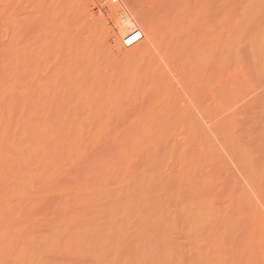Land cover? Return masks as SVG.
Here are the masks:
<instances>
[{
	"label": "bare ground",
	"instance_id": "bare-ground-1",
	"mask_svg": "<svg viewBox=\"0 0 264 264\" xmlns=\"http://www.w3.org/2000/svg\"><path fill=\"white\" fill-rule=\"evenodd\" d=\"M10 1L0 0V264H182L180 262L184 259L180 260L184 258L185 254L184 263L186 261L188 264H264V17L261 20L258 15L262 11L254 12L255 16L252 13L251 17L253 16L254 18L249 17V20H246L245 17L248 13L243 9L245 17H238L237 19H242V23L243 20L244 22L249 21L251 25L248 24L249 27H247L249 29L246 27L244 32L239 31L240 28L237 30L239 26L236 27V32L239 34L242 32V35L245 33L243 38V40L245 39V46L244 41H241L242 37H240L239 46L242 44L243 48L239 49L237 44L239 39L237 37L238 41L236 39L235 48L238 49L234 51V47L228 48L232 45H228V40L225 38L227 37L229 41L232 39L225 32L223 34L227 36L221 34L222 37H220L225 40L220 39L222 43L220 41L217 46L214 44L215 40L213 41L215 38L210 39L211 28L218 23L213 19H216L217 16L213 17V7H210V3L212 2L213 5L214 2L211 0H123L129 4L130 9H133H131L133 16L130 18L126 15L124 18L117 17V19L114 17L115 20L113 22L116 30H112L110 51L111 53H117L119 50H116V46H118L117 44L121 38L124 39L134 30L140 29L142 41L129 49L121 48L123 50L118 55H132L136 61L141 60L142 62L140 63L142 64L138 66L140 63H136L133 60L132 62L136 63L135 65L139 68L135 69L133 67L134 69L129 72L127 68H124L128 67L129 64L123 67L124 61L121 60L123 61L121 66L124 68V72L120 66L118 67L119 69L117 68L119 71L115 70L119 74L123 72L127 75H122V83L126 79H131V77L137 82L134 85L131 83L130 86L132 87L133 85L137 89H141V92H139L141 96L138 92L137 94L139 98H142V105L143 98H145L144 100H151L150 97H152L155 103H146L147 105L144 103V107L140 109L139 113L132 111V114L135 112L138 115L136 114V118L131 122H129V118H126L129 116L127 115L128 113L124 114L119 111L115 116L116 118L119 117V120L117 118L119 121L117 125L116 122L118 121L114 118V122L113 115V117L111 116L113 122L111 118H107L109 117L108 115L107 117H105V114L94 115L93 113H96L94 109H97V113L102 111L99 112V108L93 109L94 112L92 114L94 116L89 115L91 110H87L89 107L87 104H92L93 102L90 105L91 109L96 107L94 101L91 100L92 102H89L90 97L92 96L95 99L96 96H93V94L96 95L97 93L96 87H93V82L92 84L91 82L89 83L91 84L90 89L85 83L86 86L84 87L86 88L84 90H87V92L85 91L84 94L90 93L89 95H91L88 98L89 100L84 99L85 104L83 100L82 102L80 101L83 97L80 100H78L79 98H74L75 92H72L73 88H71L72 91L64 90L67 94L68 92L73 94L67 95L63 93L65 97L66 95L68 96V98H64V100L67 99L64 104H60L62 101L57 102L59 101L58 97L63 98L62 94L60 93L61 95H59L55 91L53 92L58 95H51V98L52 96L57 97H53V103L57 102L60 105L56 104L57 107L53 104V108L56 106L57 110H54L56 107L52 109V106H50L52 104L49 99L50 95L42 92L43 89L47 90L49 88L50 90V84L45 89V84L41 82V79L45 78L43 75L45 71L41 72L45 62H41L38 59L27 60L30 57L25 54L28 58L22 57L23 52L21 53L19 49L21 45H18L20 47L16 45L20 39L17 41L15 37L20 35L17 36L14 33H20L23 30L21 32V40H24L26 33L23 27L21 31L18 28L16 30V27L23 24V22L21 21L18 24L12 14H15L16 10L19 11L16 12L17 15L18 13L20 15V12H26V9L23 10L24 7L22 5L21 11L18 5L20 4L19 0H17V9L19 10L11 9L13 11L11 13L10 8L8 10L9 3L15 2L14 0ZM228 1L225 4L231 3L230 0ZM239 1L242 3V0ZM232 2L235 3L234 0ZM247 2H250V0H247ZM255 2L257 3L258 0L253 1V3ZM263 2L259 0L257 3L262 9H264ZM37 3L38 0H34L35 8ZM244 3L242 5L248 6ZM252 5L250 3V6L247 7V9L250 8L248 12L251 10L253 12L255 6L251 8ZM12 8H16V5ZM255 9L259 10L258 6ZM25 12L24 14L26 15L28 12ZM229 14L227 13L226 19ZM263 14L264 12L261 13V15ZM234 16L232 17L234 18ZM221 17L219 19H222ZM212 19L217 23L214 22L212 25ZM240 19L239 21L235 20L237 22L235 24H239ZM232 20L229 18L226 23ZM222 24H220V31H222ZM234 26L231 25V28ZM242 29L244 28L242 27ZM84 30V28L76 30L64 29L61 35L63 41L68 43L71 55L80 53V57L83 59L85 58L83 56L86 52L85 49L90 42L88 40L91 38L86 39L85 43H81L78 49H76V46L79 43V34ZM225 30H227V33L228 29ZM233 31L234 28L231 35L235 32ZM239 34L236 35L239 36ZM8 35L11 36V39L8 38ZM214 35L216 36V34ZM215 36L212 35V37ZM7 39L12 40L11 43L13 44L10 43V40L7 42ZM217 39L216 37V43L218 42ZM14 40L18 43H15ZM234 40L231 43H234ZM119 46H121L120 43ZM216 49L217 51H215ZM76 50L79 52H76ZM229 50H231L230 53ZM93 51L91 54L95 53L97 59L101 58H99L98 62L106 60L108 57L106 53L101 55L104 51H99L100 53L95 49ZM226 53L228 55L232 53L229 56L234 55L236 57L237 60L234 56L233 59L230 58L233 61L232 63L235 61V64L231 63L234 67L238 63L237 70L230 66L231 70H236V74L233 73L231 75L232 77L236 75L235 78H242L243 84L237 78H234V80L229 78L232 79L230 81H233L231 85L229 80L224 81V77L228 79V73H231L229 69L227 73H225L226 71L224 72L228 67L224 64L226 63V57H229ZM113 54L110 57L114 58ZM215 54L218 55L217 59L220 58L219 62H217L218 64L221 62L219 66L222 65L223 70L219 72L218 69V73L223 72L227 75L222 77L221 74L222 80L217 78L218 74L215 75L217 72L215 73L213 68L218 66H215V63H213L215 65L211 64L212 68L210 66L212 75L207 72L208 69L205 70L207 60L211 61V63L216 62V59L214 60L216 58ZM110 57L107 61L110 60ZM117 59L119 58L117 57ZM120 59L122 58L120 57ZM85 60L88 62L86 64L87 68L81 64L82 69L80 67L74 68L72 60H63L61 67L55 74L58 73L64 78L62 80V77L59 76L58 78L53 74L55 79L58 78V81H55L59 82V79H61V82H65L66 79L67 87L76 84V90H74L77 91L78 88L80 90L78 92L83 95L82 92L84 90H81L80 85H83L87 78L85 72L90 69V65L92 67L96 63V61ZM114 60H116V57ZM114 60L112 59L113 62ZM230 60L229 62H231ZM78 62L80 63V61ZM91 62L95 63L92 65ZM106 63L108 64V62L104 64ZM109 63H111V60ZM115 64L117 65L116 62ZM45 65L44 70L47 69ZM224 65L226 68L223 67ZM35 66L36 69H34ZM94 67L99 68V66ZM105 67L103 68L102 65L103 69ZM61 68L63 69L62 74L60 73ZM98 68L92 71L93 75H97L95 73L99 72L98 78L100 79L101 77V80H103L101 82L106 84V87L102 83L99 85L98 78L95 80L93 78L95 76H92L93 81L97 80L98 86L108 88L111 84L107 81L111 74L109 73L107 78L106 75L102 74L103 70H100L102 73L97 71ZM93 69L92 67L91 70ZM73 71H79V75L71 76ZM107 71H109L108 67ZM203 71H205L206 76ZM47 72L49 71L47 70ZM88 72L90 73L91 71ZM40 73L42 75H39ZM75 74L73 72V75ZM202 74L205 77L210 75L212 76H209L210 78L213 79L214 77V79L222 81L226 86L222 83L219 85L221 86L220 89L224 86L227 92L223 93L222 90L224 88L220 91L226 98H229L230 91L228 89L233 91L232 89H236L235 87L238 88L240 85H244L245 88V92H243L245 96L242 95V92L240 94L241 97L244 96L245 101L243 99L242 104L239 103V109L233 115L235 117L227 114L228 116L225 115L222 119L218 117L221 121L220 123L219 121L216 123L217 121L215 122L214 120L217 125L212 126L213 128L217 126L219 129L220 127L224 129V133L218 132L222 136L215 132L217 137L220 139L222 137V141L223 137H225L222 143L224 147L221 150L223 153L221 154L220 152H215L214 154V149L211 147L213 146L214 148L219 144L215 145L214 142L211 145L210 143L208 148L207 144H204L208 142V138L205 140L204 137L212 124L208 127V121L206 120L205 127L208 128L205 130L206 132H203L204 136H202V130H200V133L198 132L201 127H204L202 124L207 119L204 116L206 112L194 110L196 111L195 114L192 108L186 107L187 105L178 104L179 106H176L175 102L173 104L175 99L183 98L180 96L178 85L192 84L191 82L200 79ZM48 75L46 78L49 79ZM105 76L107 81L104 80ZM204 76L202 78L205 79ZM113 78L114 76L111 78L112 87L113 84L119 83V88L123 89V93L118 91V87L115 85L116 92L113 91L112 94L108 91V95L114 97V94L118 91L120 93L117 95H120L121 98L123 96L120 101H123V99L125 101L124 97H129V95L125 96L127 94L125 92L130 83L125 85L126 90H124L125 87H120L123 85H120L121 83L117 82L118 80L115 81L117 77L114 79L116 83L112 80ZM50 81H54V78L52 80L50 78ZM214 82L217 81L214 80ZM227 82L229 84L228 88ZM239 82H241L240 85ZM51 84L53 85V83ZM59 84L61 83L59 82ZM207 84L208 82L205 87H207ZM130 86L129 92L133 89ZM216 86L218 85H214V88ZM91 88L95 90L92 89L91 91ZM209 88L212 89L211 86ZM99 91L103 92V99L108 97L107 90L105 91L106 94H104V90L100 89ZM133 91H137L136 88ZM237 91L240 92L238 89ZM198 92L200 91L198 90ZM207 92H210V90H206V93H204L207 94ZM77 93L76 96L81 95ZM204 93L203 95L201 93L198 94L203 98L205 96ZM219 93L217 92V94ZM43 94H45V99L42 97ZM208 94H211V92ZM197 95L196 97L199 96ZM207 95L205 97L209 96ZM222 95L219 96L222 97ZM240 95L238 97L236 95L238 100L241 98ZM71 96L72 98H70ZM97 96L98 100H95V103L97 104L99 98L101 99L99 102L102 101L104 103L105 100H102L99 94ZM47 97H49L50 105L47 102L45 104L49 105V107L44 104ZM85 97L87 98V95ZM132 97L126 100L127 102L129 99L130 102L128 101V104L130 107H132L130 103H134L131 101L136 100L134 98L132 100ZM73 98L82 103L84 111H88L86 112L88 114L87 118L82 115L84 113L80 111L82 109L76 108H81L80 103H76L77 106L75 108L72 107L75 105ZM70 99H73V102L70 101L69 103L68 100ZM230 99L228 101H231ZM108 100H110V97H108ZM234 100H232L233 103L239 102L236 99ZM120 101H118L119 104H121ZM107 102V105L106 103L103 105L108 107L110 101ZM68 103L72 104V108H70V105H67L69 107H63ZM43 104L47 109L51 107L50 109L54 110L53 115L56 116L54 121L49 118L52 112L45 110ZM123 104L124 102L121 105ZM128 104L124 105L127 109ZM183 104L185 105L186 103ZM111 105L109 106L112 107ZM115 105L118 104H114V108ZM215 105L218 106L217 103ZM106 106L102 107H105L106 110ZM133 106L135 107V105ZM228 106L226 105V107ZM233 106L231 105L232 110L234 109ZM117 107L122 109V106L121 108ZM73 108L74 110L77 109L78 112L74 111L73 113ZM219 108H215L216 112ZM235 108L237 107L235 106ZM108 110L106 112L103 111L107 113ZM79 112L82 117H80ZM81 112L83 113L81 114ZM115 112H118L117 109ZM120 112L124 116L119 115ZM209 112L211 113L212 111L209 110ZM220 112L221 108L218 114H221ZM206 114L208 115V112ZM231 114L233 113L231 112ZM211 115L213 117L214 113ZM222 115L221 117H223ZM134 116L131 117L133 118ZM123 117L124 119L121 120ZM211 117L209 118L210 120ZM215 117L217 116L215 115ZM202 119L204 120L203 123ZM120 120H125V123H128H120ZM198 121L200 124H196ZM110 122H112V125ZM181 126H184V128H181ZM196 132L200 134L201 142L199 138L196 139ZM220 132H223V130ZM185 133L187 136H184ZM224 134L226 135L224 136ZM208 136L210 137V135ZM203 139L205 142H202L204 141ZM184 149L188 151H185L186 154L190 152L188 160L183 152ZM170 164L173 167L169 168ZM176 164L179 168L185 165L188 169H194L195 175L197 174L196 172L199 173L196 175V180H194L198 181L197 177L201 175L199 176L201 181L194 185L192 182L189 183L182 180V177L190 180V174H182L184 172L181 171V168V173H178V175L179 168L176 167L178 170H175ZM217 169L218 172L215 171ZM172 170L176 171L173 175L170 172L168 173V171ZM218 173L219 175H217ZM191 176L195 177L193 173ZM202 176L205 177L202 178ZM217 179H219V182H223L220 184ZM190 184L194 186L191 185L190 187ZM177 185L178 189L175 188ZM181 191L185 193L182 194ZM184 199L187 202H184ZM179 201L180 204L186 203L188 208L186 209L183 204L180 205ZM171 202H173V207L172 205L169 206ZM175 202L178 204L174 209ZM169 210H173V213L175 210V213L180 211L178 216L181 217L170 216ZM194 213H196V216ZM185 218L190 221L194 218L193 221L195 220V222H192V226L186 223L183 228L185 229L184 233L180 224L183 219L185 222L188 221ZM179 220L180 222H178ZM187 226L190 228L188 229ZM169 233L172 235L176 234V240H179L177 238L178 236L180 237V233L183 235L182 237L188 235V238L185 237L182 240V237H180L181 241H176L174 236L172 237L173 239L170 237L172 235H169ZM186 239L190 241L188 245H186L188 243ZM170 240L176 241L174 245L182 242L186 246H190L185 253V248H183L185 245L181 248L180 245L182 243H179L173 247V241ZM176 247L179 250L183 249L184 253H182L184 255L180 254Z\"/></svg>",
	"mask_w": 264,
	"mask_h": 264
},
{
	"label": "rangeland",
	"instance_id": "rangeland-1",
	"mask_svg": "<svg viewBox=\"0 0 264 264\" xmlns=\"http://www.w3.org/2000/svg\"><path fill=\"white\" fill-rule=\"evenodd\" d=\"M16 1L17 0H14V2L15 3H13L12 2V0L10 1V2H12V3H9L10 5H14V6H8V10H9V8H10V11H12L11 9H17V3H16ZM29 1H30V3H29ZM122 2H123V4L125 5V8H126V12H127V16L128 17H130V18H132V10L130 9V7H129V4H127V2H125V1H123V0H121ZM211 1H213L214 3H213V5H212V2L210 3L211 4V8H212V12H213V17H215V16H217L216 17V19L215 18H213L215 21H217V22H215L213 19V23H212V25L214 24V22L215 23H217L214 27L212 26V28H211V34H210V39H212V38H215V39H213V41L215 42L214 44L217 46V44H219V42L221 41V43H222V40L224 39V38H220V37H222L221 36V34H223L224 32H225V34H228V36H229V38L230 39H232V40H234V43L232 42L231 43V41H229V39L226 37L225 39H227L228 41H227V43H228V45H232V46H229L228 48L229 49H231V47H234V51L236 50L237 51V49L235 48V45H236V39H237V37H238V39H239V41H238V39H237V41H238V46H239V43L243 40V38L245 37L244 35H245V33L242 35V32H241V34H239L238 32H236V27L237 26H239L238 27V29L237 30H239V28H240V30L239 31H245V28L248 26L249 27V25H251L250 23H249V21H246L247 19L249 20V17H251V14L253 15V16H255L254 14L255 13H258L259 11H262V12H264V9H262L261 7H260V5H258L257 3L259 2V0H258V2L256 3H253V1H255V0H250V2H247V0H244V2H243V0H242V3L238 0H234L235 1V3L234 2H232L231 0H230V4H225L226 2L228 3L229 1L228 0H211ZM249 1V0H248ZM257 1V0H256ZM261 1V0H260ZM26 2V3H25ZM262 2H263V0H262ZM19 3L20 4H18L19 6V8H20V10L23 8V10H25L26 9V12H28V13H26L25 11H22V13L20 12V15H19V13H18V15H17V13L16 12H19V11H16L15 10V14H12V15H14L13 17H15V21H17V23L19 24V23H21V21L23 22V24H21V25H18L17 27H16V30H17V28H18V30L19 31H21L22 29V27H23V29L25 28V30L27 31H25L24 30V32L26 33L25 35H24V33H23V35L25 36V38H24V40L22 41L21 40V32L23 31H21L20 33L19 32H16V33H14L15 35H20V36H18V37H15V38H17V41H18V39H20V41H18V42H16L15 40V43H18V44H16L17 46L18 45H21V48H19L20 50H21V53L23 52V55H22V57L24 56V58L26 57V56H28V57H30V58H32V59H30V58H28V57H26V58H28L27 60H34V59H38L39 61H41V62H45V66L47 67V69H46V67H45V69L46 70H44V65L42 66L43 67V70H41V72H43V71H45L46 73H47V75H48V73L50 72V71H52V72H50L49 73V75H48V77H49V79L48 78H46V73L45 72H43V75L45 76V78L43 79H41V82L42 83H44L45 85H44V87H46L45 89H47L48 87H49V84H50V90H49V88L47 89V90H44L43 89V91L42 92H44L46 95H50L49 97H47V100H43L44 101V104L47 102V104H49L50 102L52 103L50 106H52L53 104H57V102L59 103V102H61L60 104H64V101L65 100H67V99H65L64 100V98H68V96L67 95H70V93L71 92H68V94H67V92H65L64 90H66V91H72V89L71 88H73V91L72 92H75V95H73L72 93H71V95H73L74 96V98L76 97L78 100H80V98L81 97H83V99L81 98V102H82V100H83V102H84V99H88L91 95H89L90 93H89V91H88V93L89 94H87L86 93V95H87V98L85 97L84 98V96H86L84 93H85V91L87 92V90H84L86 87H84V86H86L85 85V83L87 84V87H88V89H90L89 87H91V84H92V82L95 84V86H94V84H93V87H96V92L100 95V97L102 98V100H107V101H110L109 102V104H108V107L106 106L107 105V101L105 102L104 101V103H102V101L101 102H99L101 99L99 98V101H97V104L95 103L96 101L95 100H98V94L96 93V95H94L93 94V96H96L95 97V99H93L94 97H90V100H89V102H92V101H94V104H95V106L96 107H93L92 109H91V107H90V105H92L93 104V102H92V104H87V106L89 105V107L87 108V110L89 111V109L92 111H89V115L91 116H94V115H96V114H98V116H100V114L101 115H104L105 114V117H107V115L109 116V117H107V118H111V121L114 119V118H116L115 116L117 115V113H119V111H121L122 113H124V114H127V115H129L128 117H126L127 119L129 118L130 120H129V122H131V121H133L134 120V118H136V116L138 115L137 113H133L132 114V111H136V112H140L141 110V108H143L144 107V103H145V105H147L148 103H153L154 102V99L152 98V97H150L151 98V100L150 99H147V100H144L145 98H143V105H142V98L140 97L139 98V96H138V94H137V92L139 93V92H141V89H137V87H134L133 85L135 84V83H137L132 77H131V79H126V81H129V82H126L125 80L123 81V83L121 82V78L123 77V76H127V75H125L123 72V69L124 68H127L128 69V71L130 72L131 70H133L134 68L136 69V68H139V67H137V65H135L137 62H142L141 60H135L134 58H133V56L132 55H118V53H120L123 49H126V48H123V47H121V46H119V43H120V45H121V40H122V38H121V40L119 41V43L117 44L118 46H116V50L118 49L119 51H117V53H111V51H110V48H111V36H112V34H113V32H112V30H116V28H115V26H114V17L117 19V17H118V11H119V8L116 6H108V5H101V0H38V3H37V7L35 8L34 7V0H22L21 2H20V0H19ZM246 4V5H248V6H245V5H242V4ZM250 3L251 4H253L252 6H251V8H253V6H255V7H257L258 6V9L259 10H256L255 9V7L253 8L254 10H253V12H252V10L250 11V12H248V10L250 9H247V7H249L250 6ZM261 3V2H260ZM259 3V4H260ZM29 4H30V6H29ZM256 4V5H255ZM263 4H264V2H263ZM263 4H262V6H263ZM15 5H16V8H12V7H15ZM23 5V7H21ZM231 5V7H229ZM243 7H242V6ZM25 6H27V7H25ZM29 6V7H28ZM127 6V7H126ZM232 6H234V7H232ZM236 6V7H235ZM224 7H226V8H224ZM239 7H241V8H239ZM245 7V8H244ZM28 8V9H27ZM218 8H220V9H218ZM236 8V9H235ZM264 8V7H263ZM217 9V10H216ZM226 9V10H225ZM234 9V10H233ZM245 10V12H247L248 14H250V16H248V14L247 13H245V14H247V16L245 17L244 15H243V13H244V10ZM261 9V10H260ZM17 10H19V9H17ZM215 10V11H214ZM9 11V12H10ZM111 11H113V12H111ZM225 11V12H224ZM24 12L26 13V15L24 14ZM211 12V13H212ZM217 12H220V13H217ZM224 14H223V13ZM255 12V13H254ZM261 12V13H262ZM11 13H13V11L11 12ZM10 13V14H11ZM222 13V14H221ZM227 13H230L229 15H228V20H229V18H230V20L231 19H233L232 21H227V23H226V16H227ZM261 13H259L258 15L260 16V19L262 20L263 19V15H261ZM22 14H24V15H22ZM216 14V15H215ZM219 14H221V15H223V17H221V15L219 16ZM234 14H236L235 16H234ZM240 14H242V15H240ZM8 15H9V13H8ZM224 15H225V17H224ZM257 15V14H256ZM17 16H18V18H17ZM20 16V17H19ZM26 16V17H25ZM221 17L222 19H219V17ZM232 16H234V18L232 17ZM251 17V18H254V17ZM11 17V16H10ZM110 17V18H109ZM235 17H236V19H235ZM238 17H245V21L246 22H244V20H243V23H242V19H240L241 21H240V23H241V25H240V23L239 24H235V23H237V22H235V20L236 21H239V19H237ZM248 17V18H247ZM17 18V19H16ZM22 18H24V19H26V20H21ZM112 18V19H111ZM251 18H250V22L252 23V20H251ZM20 21H19V20ZM111 19V20H110ZM235 19V20H234ZM13 21H14V19H13ZM15 21H14V23H15ZM25 21V22H24ZM121 21V20H120ZM222 21V22H221ZM224 21V22H223ZM229 22V23H228ZM230 22H231V24H230ZM16 23V24H17ZM223 23V24H222ZM235 24V26H234V24ZM247 25H246V24ZM220 24H222L221 26H223V27H221L222 28V31H220ZM225 24H226V27H225ZM245 24V25H244ZM249 24V25H248ZM144 25H146V24H144ZM219 25V26H218ZM227 25H228V28H227ZM231 25L232 26H234L233 28H234V33L232 34L233 35V37H232V35H231V32H232V30H233V28H231ZM242 25H244V26H242ZM21 26V27H20ZM229 26H230V28H229ZM242 27L244 28V29H242ZM247 27V29H249ZM79 28H84L85 30L81 33V34H79V43H78V45L76 46V49H78L79 47H80V45H81V43H85V41H86V39H89V38H91L90 40H88V41H90L89 42V45H88V47L85 49L86 50V52L84 53V55L83 56H85V58L83 59V58H81L80 57V53H76V54H73V55H71V51H70V49H69V45H68V43H66L65 41H63V38H62V32H63V30L64 29H70V30H76V29H79ZM212 29H213V31H212ZM225 29H228V32L226 33V31L227 30H225ZM246 29V30H247ZM140 30V29H139ZM229 30H230V32H229ZM215 32V33H214ZM18 33V34H17ZM213 33V34H212ZM10 34H11V32H10ZM214 34H216V36L214 35ZM218 34V35H217ZM220 34V35H219ZM225 34H223V36L225 35ZM239 34V36H237V35ZM212 35L213 36H215V37H212ZM235 35V36H234ZM225 36H227V35H225ZM11 36L10 35H8V38H10ZM216 37L218 38L217 40H218V42L216 43ZM232 37V38H231ZM240 37H242V39H241V41H240ZM23 38V37H22ZM11 39V38H10ZM9 39V40H10ZM220 39H222V40H220ZM224 39V40H225ZM8 39H7V42L9 41ZM12 40H13V38H12ZM12 40H10V43H11V41ZM245 40V39H244ZM243 40V41H244ZM13 41V42H14ZM23 42V43H22ZM223 42H225V41H223ZM22 43V44H21ZM226 43V44H227ZM11 44H13V43H11ZM23 44H25V45H23ZM221 45V44H220ZM228 45H226V46H228ZM242 45V44H241ZM240 45V46H241ZM23 46H25V47H23ZM219 46V45H218ZM239 46V49H242L243 47V45L240 47ZM244 46H245V41H244ZM18 47H20V46H18ZM117 47H119V48H117ZM222 47H223V45H222ZM221 47V48H222ZM237 47V46H236ZM121 48H123L122 50H121ZM219 48V47H218ZM225 48V47H224ZM27 49V50H26ZM98 50V52L99 51H104V52H102V54L101 55H103V53H106V54H108V55H106V56H108L107 57V59H109V57L110 56H112V54H113V57L114 58H112V57H110V60H111V63L113 62L112 61V59L114 60L115 59V57H116V60H114V62L111 64V63H109L110 62V60H108L107 61V59L106 60H101V62L99 61L98 62V60H100L99 58L97 59V56L95 55V53L94 54H91V53H93L94 51L93 50ZM110 51V53H109V51ZM232 50H233V48H232ZM215 51H217V49L215 50ZM230 51L231 50H229V53H230ZM76 52H79L78 50H76ZM116 52V51H115ZM228 52V51H227ZM27 53V54H26ZM100 53V52H99ZM215 53V52H214ZM233 53V52H232ZM231 53V54H232ZM26 56H25V55ZM79 54V55H78ZM227 54V56H229V55H231V54H229L228 55V53H226ZM234 55H235V53H233ZM93 55V57L92 58H94V59H92L91 58V56ZM95 55V56H94ZM100 55V56H101ZM234 55H232V56H229V57H226V63H224V64H226V66H228L227 68L225 67V65L223 66V67H225L224 69V72L225 73H227V71H228V69H229V71L231 70V68H230V66H233L234 67V65H231V63L233 62V61H231L230 60V58L231 59H233V56ZM217 56L218 55H216L215 54V57L216 58H214V60L216 61V62H212L211 63V61H209V60H207V65H206V68H205V70L206 69H208L207 70V72L210 74V75H212V67L213 66H211V64H213V63H215V64H213V65H215V66H219L220 64H221V62H220V64H218V60L220 59V58H218L217 59ZM117 57L120 59V57L122 58V59H117ZM214 57V56H213ZM213 57H212V59H213ZM219 57H221V56H219ZM223 57V56H222ZM235 57V56H234ZM92 60H91V59ZM106 58V57H105ZM105 58H102V59H105ZM82 59H83V61H82ZM85 59H87L88 61L89 60H91V61H96V63L95 62H93V63H95L94 64V66H99V68L98 67H94V66H92L94 69L93 70H91L92 69V67H91V65H90V69L88 70V71H91L90 73L88 72V71H86L85 69H83V70H85L86 72H85V75H87V78L85 79V81L83 82V85L81 84L80 86H81V90L83 91H81L82 93H83V95L80 93V92H78V91H80L78 88H77V91H75L76 90V84L75 85H72L71 87H67L68 85H66V79H65V82H61V79H59L60 81V83L62 84L63 83V85H61V84H59V82H56V81H58V78H59V76H60V74H58V73H56L55 74V72L56 71H58V69L61 67V64H62V61L64 60V61H71L72 60V62H74L73 63V67L74 68H83L82 66H81V64L84 66V67H86L87 65L86 64H88V62L85 60ZM231 61V62H229V60ZM235 59H236V57H235ZM118 60H119V62H118ZM121 60H123L124 61V63H123V67H124V65L126 66V65H128L129 64V66L130 67H132V68H130L129 66L128 67H122L121 66V62H123V61H121ZM135 61L136 63L134 64L132 61ZM213 60V61H214ZM222 60H224V59H222ZM228 60V61H227ZM237 60V59H236ZM78 61H80V63L78 62ZM85 61V62H84ZM208 61H209V63H208ZM218 61V62H217ZM221 61V60H220ZM87 62V63H86ZM105 62H108V64L106 63V64H104ZM115 62L117 63V65L115 64ZM132 62V64H130ZM223 62V61H222ZM228 62V63H227ZM85 63V64H84ZM92 63V62H91ZM93 63H92V65H93ZM230 63V64H229ZM99 64H102L103 65V68L105 67V69H103L102 68V65H99ZM134 64V65H133ZM141 64L142 63H140V65L138 64V66H141ZM208 64H210V65H208ZM228 64V65H227ZM232 64H235V61H234V63H232ZM105 65V66H104ZM109 65V66H108ZM113 65V66H112ZM133 65V66H132ZM120 66V68H121V70L123 71V72H121L120 74H119V67ZM209 66V68H207ZM210 66H211V68H210ZM218 66L215 68H213L214 69V72L216 73L215 75H219L217 78H219L220 80H222V78H221V74H222V77H224V76H227V75H225V73H218V69H219V72H221V70H222V65L221 66H219V68H218ZM66 67V66H65ZM107 67H108V70L109 71H107ZM134 67V68H133ZM232 67V68H233ZM238 67V63H237V65H236V67H234L235 69ZM87 68V67H86ZM98 68V70L97 71H100L103 75H108L109 76V73L111 74L110 76H109V80L107 81V80H105L106 79V76H105V78H104V80L105 81H107V82H109L111 85V89H110V86L108 87V88H103V86H98V84L100 85V83H102L105 87H106V84H104L103 82H101V81H103V80H101V77H100V79L98 78V73H95V74H97V75H93V72L92 71H95L96 69ZM118 68V69H117ZM34 69H36V66L34 67ZM111 69V70H110ZM118 70L117 72H116V70ZM215 69H216V71H215ZM38 70V69H37ZM47 70L49 71V72H47ZM78 70V69H77ZM106 72H105V71ZM232 70H234V69H232ZM230 71L231 73H228L229 75H228V79L226 78L225 79V77H224V81H228L229 80V82H230V85H231V83H233V81H230V80H232V79H229V78H233V80H234V78H235V76L236 75H234V77H232V75L231 74H236L235 73V71L237 70H234V71ZM62 71H63V69L61 68V70H60V73L62 74ZM96 71V72H97ZM125 71H127L126 69H125ZM223 71V70H222ZM38 72V71H37ZM73 72H74V74L75 75H73ZM71 74V76H76L77 74L79 75V71H73ZM88 72V74H86ZM106 74H105V73ZM204 72V74H205V76H206V73H205V71H203ZM91 73H92V75H91ZM207 73V74H208ZM51 74H52V77L54 78V81H50V78H51V80L53 79L52 77H51ZM53 74H55L54 76H57L58 78H56L55 79V77L53 76ZM90 74V75H89ZM124 74V75H123ZM204 74H202V77L204 76ZM39 75H42L41 73L39 74ZM102 75V76H103ZM114 76V78L112 79L113 81H114V79L117 77V78H119V79H115V81L116 80H118L117 82H120L121 84L120 85H123V86H120V87H122V88H124V90H126V86L125 85H128L129 83V85H128V87H127V90H126V92L125 93H127V94H125V96H127V95H129V97L131 98L132 96H134V97H132V100H134V99H136L135 101H131V102H134V103H130L131 104V106L132 107H130V105L128 104V101H129V99H128V101L126 102V100H127V98H129V97H124L126 100L124 101V99H123V101H120V100H122V98H123V96H122V98L120 97V95L118 96L117 94L118 93H120V92H122L123 93V89H120L119 88V83H116L115 81V83L116 84H113V87H112V83H111V78ZM123 75V76H122ZM209 75V76H210ZM224 75V76H223ZM92 76H95V77H93L94 78V80L96 79V78H98L97 80H98V84L96 83L97 82V80L94 82L93 81V78H92ZM101 76V75H100ZM108 76H107V78H108ZM116 76V77H115ZM204 76V77H205ZM207 76V77H205V79L204 78H200V79H197L196 81L195 80H193L191 83L193 84V86H192V84H187V85H178V89H179V91H180V96H182L183 98H181V99H178V100H174L173 101V104H174V102H175V104H176V106H179V105H183V106H186L187 108H192L193 110L192 111H194V110H196V111H200V110H203V111H205L206 113L208 112V115H209V117H208V115L206 114H204V112H203V114H204V116H206L207 117V119H205V122L203 123V119H202V126H204V127H201L199 130H198V132L200 133L201 131L200 130H202V133L203 132H206L205 130L209 127V129L212 127V126H215V124L216 123H218V121H219V123L221 122L219 119L221 118H224V116L225 115H230V116H232V117H235V116H233L235 113H237V109H239V106H240V104H242V101H243V99H244V101H245V98H243L245 95H244V93L243 92H245V88H244V85H240L241 84V82L243 81V80H241L242 78H237L238 80L240 79L241 80V82H239V85L240 86H238V88L237 87H235L236 89H232L233 91H231V90H229L228 89V91H230V93H229V96H228V94L227 93H225V95L226 96H228L229 98H231L230 100L231 101H228V99L229 98H226V97H224V95H222L221 93V91L220 90H222L223 88H224V86H226V85H224V83L222 82V81H220L219 79L217 80V79H214V77H213V79L212 78H210V77H212V76ZM60 77H62V80H63V76H60ZM92 78V81H91V78ZM111 77V78H110ZM215 77V78H216ZM127 78V77H126ZM128 78H130V76H128ZM235 78V79H236ZM89 79V80H88ZM125 79V78H124ZM56 80V81H55ZM100 80V81H99ZM134 80V81H133ZM204 80H205V82H206V80H207V82H208V84L206 85L207 87H205V84L207 83H205L204 82ZM214 80L215 81H217V82H214ZM239 80V81H240ZM219 81H220V84H219ZM45 82H47V83H45ZM88 82V83H87ZM91 82V84H89ZM106 82V83H107ZM113 82V83H114ZM51 83H53V85L51 84ZM126 83V84H125ZM131 83L133 84L132 85V87L130 86L131 85ZM198 83V84H197ZM199 83H201L200 85H199ZM223 83V85L224 86H222L223 88L222 89H220V87L221 86H219V85H221ZM97 84V85H96ZM202 84H204L203 86L205 87H203L202 86ZM242 84H243V82H242ZM52 85V86H51ZM59 86V88H58V86ZM66 85V86H65ZM109 85V84H108ZM118 87L117 88V90L118 91H120V92H118L117 91V93H115L114 94V97L115 96H118L119 97V99H117L118 97H111L110 95H108V91L110 92V93H112L113 94V91H115L116 92V90H115V87L116 86ZM214 85H218V86H216L215 88H217V89H215L214 88ZM228 82H227V88H228ZM48 86V87H47ZM55 86H57V87H55ZM129 86L131 87V91L129 92L128 90H130V88H129ZM197 86H199L200 87V89L202 90H200L199 89V87H197ZM203 87V89H202V87ZM209 86H211V88L212 89H210L209 88ZM53 87V89H51ZM75 87V88H74ZM84 87V88H83ZM195 87H196V89H195ZM240 87H241V89H240ZM80 88V87H79ZM103 88V89H102ZM136 88V90L137 91H133L134 89ZM208 88V89H207ZM243 88H244V91H243ZM54 89H57V90H54ZM75 89V90H74ZM92 89L93 90H95L94 88H91V91H92ZM97 89H101V90H104V92L106 91L107 92V95H108V97H110V100H108V97L105 99H103V96L104 95H102L103 94V92L101 91H97ZM196 91H195V90ZM225 89L226 88H224V90H222L223 91V93L224 92H227V91H225ZM237 89L240 91V92H238L237 91ZM198 90L200 91V92H198ZM205 90V91H204ZM206 90L208 91V90H210V92H211V94H208V93H210V92H207V94L209 95H207V94H205L206 93ZM227 90V89H226ZM45 91H47V92H45ZM55 91V93L56 94H59V95H61V96H63V98L62 97H58L59 99V101H57L56 103H53V101L52 100H54V98L53 97H56V96H58V95H56L55 93H53ZM133 91V92H132ZM237 91V92H236ZM50 92V93H49ZM78 92V93H77ZM106 92L104 93V94H106ZM132 92V94H130ZM193 92H195V93H193ZM205 94V96L207 95L208 97H201V95L200 94H198V93H201L202 95H203V93ZM217 92L219 93V94H217ZM234 92H236V93H234ZM241 92L243 93L242 95H244V96H242L241 97ZM61 93V94H60ZM63 93H66L67 95H66V97H65V94H63ZM76 93L77 94H81L80 96L79 95H77L76 96ZM94 93V92H93ZM122 93H121V95H122ZM129 93V94H128ZM238 93V94H237ZM45 94H43V96L42 97H44L43 99H45L46 97H45ZM56 95V96H52V98H51V95ZM91 94H92V92H91ZM140 94V93H139ZM199 96H198V95ZM217 94V95H216ZM231 94V95H230ZM246 94V93H245ZM107 95H105V96H107ZM135 95H137V96H135ZM196 95L198 96V97H196ZM219 95H222V97L221 96H219ZM236 95H237V97L240 95V97L241 98H239V100H238V98L236 97ZM140 96H141V94H140ZM148 96V95H147ZM151 96V95H150ZM196 98H195V97ZM210 96H212L211 98H210ZM136 97V98H135ZM223 97H224V99H223ZM48 98L51 100L50 102H49V100H48ZM57 98V97H56ZM56 98H55V101H56ZM60 98H62V99H60ZM70 98H72V96L70 97ZM73 98V99H74ZM92 98V99H91ZM134 98V99H133ZM149 98V97H148ZM178 98V97H177ZM180 98V97H179ZM212 98H214L213 100H212ZM233 98V99H232ZM73 99H70V100H68L69 101V103H70V101L71 102H73L72 100ZM75 100V102H74V106H72V104H66L65 106H63V105H61V106H63V107H66L67 105H70V108H72V107H76L77 106V104L76 103H80L78 100ZM116 99V100H115ZM234 99H236V101H239L238 103L237 102H234L233 103V101L232 100H234ZM242 99V100H241ZM92 100V101H91ZM115 100V101H114ZM120 101V103L122 104L123 102H124V104L123 105H121V104H119V102L118 101ZM181 100V101H180ZM184 100V102L183 103H186L185 105L182 103V101ZM221 100V101H220ZM225 100H227L226 102H225ZM77 101V102H76ZM115 103H114V102ZM176 101H177V103H176ZM179 101V102H178ZM225 102V103H223V102ZM235 101V100H234ZM241 101V102H240ZM86 102H88V101H86ZM116 102H118V103H116ZM126 102V103H125ZM130 102V101H129ZM217 103L218 104V106H216L215 105V103ZM228 102H230V103H228ZM232 102V103H231ZM100 103H102V104H100ZM106 103V105H103V104H105ZM147 103V104H146ZM155 103V102H154ZM237 103V104H236ZM240 103V104H239ZM43 104V107L45 106V105H47V104H45L44 105ZM59 104V105H60ZM81 105V108H79V107H76V108H78L79 110L80 109H84V106H82V103H80ZM84 104H85V102H84ZM100 104V105H99ZM111 104H113V105H111ZM114 104H118V105H115V108H114ZM129 105L128 106V109L126 108V106H124V105ZM179 104V105H178ZM225 104V105H224ZM233 106V110H232V107H231V105ZM49 105H47V107H49ZM58 105V104H57ZM56 105V106H57ZM58 105V106H59ZM109 105H111L112 107H110ZM122 106V109H118V107L117 106H119V108H121V106ZM133 105H135V107L133 106ZM140 105H142L140 108H137L138 106H140ZM226 105L228 106V107H226ZM238 105V106H237ZM56 106H54V108L56 107ZM57 106V107H58ZM72 106V107H71ZM102 106H106L107 108H106V110H105V107H102ZM189 106V107H188ZM235 106L237 107V108H235ZM47 107H44L45 108V110H47V111H51L52 112V115L49 117L50 118V120L51 121H54V119H55V117L56 116H54L53 115V111L54 110H57V107L54 109L53 108V106H52V109H54L53 111H52V109H47ZM67 107H69V106H67ZM218 107H220L221 108V114H218V112H219V110H220V108L217 110V112H216V110H215V108H218ZM74 108H73V113H74V111H77V109L76 110H74ZM94 108H99L98 110H99V112L102 110H104L105 112L108 110V112L110 113H105L104 111L102 112H100V113H97V109H94ZM101 108H103V109H101ZM124 108H126V109H124ZM195 108V109H194ZM229 108V109H228ZM80 110V111H83V112H81V114L85 117V118H87L88 117V114L86 113V112H88V111H84V110ZM93 109L96 111V113L93 111ZM116 109H117V111L118 112H115L116 111ZM130 109H131V111H130ZM145 109V108H144ZM186 109V108H185ZM114 112H113V111ZM209 110H211L212 112L210 113L209 112ZM214 110V111H213ZM227 110V111H226ZM49 111V112H50ZM196 111H194L195 112V114H196ZM222 111H223V113H222ZM233 113V114H231V112ZM71 112V113H72ZM78 112V111H77ZM94 112V113H93ZM111 112H112V114H111ZM121 112H120V114L119 115H122V116H124V114H121ZM226 112V113H225ZM229 112V113H228ZM72 113V114H73ZM76 113V112H75ZM94 115H93V114ZM114 113H116L115 115H114ZM191 113H193V112H191ZM214 113V115H213V117H214V119H213V117H211L212 115L211 114H213ZM55 114H56V111H55ZM87 114V115H86ZM132 114V115H131ZM134 114H135V116H134ZM137 114V115H136ZM202 114V115H203ZM218 114V115H217ZM223 114V115H222ZM74 115V114H73ZM72 115V116H73ZM79 115H80V112H79ZM114 117H113V116ZM215 115L217 116V117H215ZM221 115L223 116V117H221ZM227 115V116H228ZM74 116H76V115H74ZM97 116V115H96ZM113 117V119H112V117ZM131 116H134L133 118L131 117ZM80 117H82L81 115H80ZM84 117H83V119H84ZM101 117H103V116H101ZM121 117V116H120ZM131 117V118H130ZM205 117V118H206ZM211 117V120L209 119ZM218 117H219V119H218ZM118 118V120H119V117H117ZM117 118H116V120H117ZM126 118H125V120H126ZM122 119H124V117L123 118H121V120ZM117 120V121H118ZM120 120V123H124V124H127L128 122H126L125 123V120L124 121H121ZM206 120L208 121L207 122V126L208 127H205V123H206ZM214 120H215V122L216 123H214ZM127 121V120H126ZM113 122V121H112ZM112 122H110V124L112 125ZM114 122H115V119H114ZM200 122H201V120H200ZM200 122L198 121L196 124H200ZM117 123V125H118V123H119V121L118 122H116ZM115 123V124H116ZM51 124H52V122H51ZM54 124V123H53ZM114 124V123H113ZM182 125V124H181ZM217 125V124H216ZM52 126V125H51ZM114 126V125H113ZM113 126H111V127H113ZM195 126V125H194ZM115 127V126H114ZM181 128H184V126H181ZM195 128V127H194ZM197 128V127H196ZM205 128V129H204ZM222 127H220V129L219 128H217V126H216V128L214 127H212L210 130L208 129L207 130V132H206V138L204 137V139L206 140L207 138H208V142H206V143H204V144H207L206 146H207V148L208 147H210V146H208V144L210 145V143H211V145H213L212 143H214L215 142V145H217V144H219V145H217V146H215L214 148H213V146H211L212 147V149H214V154H215V152L217 153V152H220V154L221 153H223L221 150H223V147H224V145L222 144L223 143V141L225 140V137H223V141L221 140L222 139V137H221V139L219 138V137H217L216 136V134H215V132H217V134L219 135V133H224V129L222 128ZM204 129V130H203ZM213 129V130H212ZM217 129H219V130H217ZM197 130V129H196ZM221 130H223V132H220ZM198 132H196L197 133V138L196 139H198L199 138V140L201 139V136H200V134H198ZM213 132V133H212ZM219 132V133H218ZM208 133V134H207ZM212 133V134H211ZM202 135V134H201ZM207 135H210V137L208 136L207 137ZM212 135H213V137H212ZM226 134H224V136H225ZM184 136H187V134L185 133L184 134ZM202 136H204V133H203V135ZM215 136V137H214ZM219 136H222V134L221 135H219ZM182 138H184V137H182ZM203 138V137H202ZM211 138H215L216 139V141H215V139H211ZM218 138V139H217ZM184 139H186V138H184ZM203 139V140H204ZM220 139V140H219ZM202 140V139H201ZM201 140H200V142H201ZM205 140L204 141H202V142H205ZM212 140H213V142H212ZM198 141V140H197ZM210 141V142H209ZM222 141V142H221ZM197 143V142H196ZM220 143H221V145H220ZM225 143V142H224ZM202 144V143H201ZM201 146V145H200ZM205 145H204V147H206ZM203 147V148H204ZM220 147V148H219ZM203 148H202V150H203ZM218 148V150H216ZM188 149V148H187ZM187 149H184L183 150V152L185 153V151H187ZM190 150V149H189ZM200 150V149H199ZM188 152V151H187ZM183 153V154H184ZM191 153H193V152H191ZM189 154H190V152H189ZM189 154H186L185 153V157H186V159L188 160V158L190 157V155ZM219 154V153H218ZM210 155H213V154H210ZM215 157H217V156H215ZM185 159V158H184ZM204 159V158H203ZM206 160V159H205ZM186 162V161H185ZM172 164H170V166H169V168L170 167H173V166H171ZM174 165V164H173ZM177 165V164H176ZM199 166H201V165H199ZM198 166V167H199ZM176 167H178V165L177 166H175V170H178V168L176 169ZM181 168H182V170H181ZM181 168H179V172H177V174L178 173H181V171H183L184 173H182V174H184L185 175V173H188V174H190V180H189V178H185V177H182L183 179L182 180H184V181H186V182H192L194 185H197V183L198 182H200L201 180H200V178L201 177H199V176H201V175H199L197 178H198V181H195L196 180V175L197 174H199L198 172H196L197 174L195 175L194 174V169H188V167H185V165H183V167H181ZM200 168V167H199ZM171 169H174V168H171ZM171 169H169V170H171ZM175 170H172V171H174V172H172V171H168V173L170 172V173H172V175H173V173H175L176 171ZM181 170V171H180ZM197 170H200V169H197ZM204 170V169H203ZM213 171V170H212ZM215 171H217L218 172V169L217 170H215ZM204 172V171H203ZM202 172V173H203ZM193 173V175L195 176V177H192L191 176V174ZM201 173V172H200ZM216 173V172H215ZM176 174V175H177ZM181 174V175H182ZM207 174V173H206ZM179 175V174H178ZM205 175V174H204ZM217 175H219V173L217 174ZM171 176V175H170ZM175 176V175H174ZM189 176V175H188ZM205 176H202V178H204ZM218 177H220V176H218ZM195 179V180H194ZM218 181L217 182H219V179H217ZM221 180V179H220ZM217 182H216V184H217ZM221 182H223V181H221ZM221 182H219L220 184H221ZM189 183H187V184H189ZM193 184H190V187H191V185H193ZM184 185V184H183ZM193 185V186H194ZM181 186H182V184H181ZM181 186H180V188H181ZM192 186V187H193ZM218 186V185H217ZM223 186V185H222ZM178 187V185L175 187V188H177ZM187 187H189V186H187ZM195 188V187H194ZM178 189V188H177ZM184 189V188H183ZM175 190V189H174ZM182 190V189H181ZM189 190V189H188ZM188 190H187V193H188ZM190 191V190H189ZM185 192H186V190H185ZM184 192V193H185ZM194 192H195V190H194ZM180 193V192H179ZM181 193H182V191H181ZM184 193H182V194H184ZM190 193V192H189ZM181 194V195H182ZM192 194H194V193H192ZM177 195V194H176ZM195 195H196V193H195ZM195 195H194V197H195ZM183 196V195H182ZM189 196H193V195H189ZM186 197H187V195H186ZM194 197H193V200H194ZM199 197V196H198ZM197 198V197H196ZM170 199V198H169ZM181 199H182V197H181ZM190 199V198H189ZM198 199V198H197ZM196 199V200H197ZM179 200V199H178ZM186 199H184V202H187V201H185ZM191 200V199H190ZM181 201V200H180ZM180 201H179V204H180ZM183 201V200H182ZM189 201V200H188ZM178 202V201H177ZM190 202V201H189ZM192 202V201H191ZM176 203V202H175ZM195 204H196V202H194ZM173 204V202H171V203H169V206H171ZM177 204L178 203H176V205L174 204V209L176 208L175 206H177ZM183 204V206H185V208L187 209L188 208V206L186 205V203L184 204V203H182ZM182 204H180V205H182ZM180 205H178V206H180ZM189 205V204H188ZM194 206V205H193ZM193 206H191V207H193ZM172 207H173V205H172ZM190 207V208H191ZM196 207V206H195ZM171 208V207H170ZM169 208V209H170ZM179 208V207H178ZM181 208H182V206H181ZM180 208V209H181ZM172 209V208H171ZM185 209V210H186ZM193 209V208H192ZM182 210H184V209H182ZM190 210V209H189ZM194 210H196V208H194ZM193 210V211H194ZM170 211L171 210H169V215L170 216H175V218L180 214V211H177V213H175V211H174V213L171 211V213H170ZM188 211V210H187ZM186 211V212H187ZM182 212V211H181ZM182 213H185L184 211L182 212ZM191 214V213H190ZM189 214V215H190ZM192 214H193V212H192ZM195 214V216H196V213H194ZM183 216H184V214H182ZM187 216V215H186ZM191 216V215H190ZM179 217V216H178ZM181 217V216H180ZM179 217V218H180ZM192 217H193V215H192ZM184 218V217H183ZM178 219V218H177ZM186 220H188V221H184V219L183 220H181V227H182V230H184V233H185V229H183L184 228V225L187 223L188 225H190L191 224V226H192V224L195 222V220L193 221V219L194 218H192V221H190L189 219H187V218H185ZM180 220L178 221V222H180ZM177 222V221H176ZM191 222V223H190ZM193 222V223H192ZM178 225V224H177ZM186 226V225H185ZM177 227H179V226H177ZM181 227H180V229H181ZM188 227V226H187ZM190 227H188V229H189ZM187 230V229H186ZM190 231V230H189ZM177 232V231H176ZM180 232V231H179ZM183 232V231H182ZM177 234H179V233H177ZM187 234V233H186ZM190 234V233H189ZM169 235H172V234H170L169 233ZM176 234H173L172 236H170L171 238L174 236V239L176 238V236H175ZM178 236V235H177ZM183 235L180 233V237H182ZM188 236V235H187ZM187 236H184V237H182V240L185 238V237H187ZM180 237L178 236V238L177 239H179L180 241H181V239H180ZM170 238V239H171ZM188 238V237H187ZM173 239V238H172ZM176 240V239H175ZM179 240H176V241H179ZM170 241H173V240H170ZM176 241H173L172 243H173V247H175V246H177L179 243H182V242H177L178 244H176V245H174V243H176ZM186 241H188V243H186V245H188L189 244V240H187L186 239ZM183 245H185V243L183 244L182 243V245H180L181 246V248L183 247ZM185 245V247H183V248H185V250H184V252L186 251V249L187 248H189V246H186ZM179 247V246H178ZM178 247H176L177 248V250L178 251H180V254H183L184 252H183V249H181V250H179L180 249V247H179V249H178ZM189 250V249H188ZM176 251V250H175ZM183 252V253H182ZM187 252V251H186ZM185 252V253H186ZM212 254V253H211ZM216 254V253H215ZM184 255V254H183ZM186 255V254H185ZM185 255H184V258H181V260L180 261H182L183 259L185 260ZM213 255V254H212ZM182 257V256H181ZM216 258V257H215ZM214 258V259H215ZM187 259V258H186ZM225 259V258H224ZM227 259V258H226ZM184 260L182 261V262H180V263H182V264H186L187 262L185 261V263H184ZM215 262V261H214ZM252 263H254V262H252ZM188 264V263H187ZM190 264V263H189Z\"/></svg>",
	"mask_w": 264,
	"mask_h": 264
},
{
	"label": "built area",
	"instance_id": "built-area-1",
	"mask_svg": "<svg viewBox=\"0 0 264 264\" xmlns=\"http://www.w3.org/2000/svg\"><path fill=\"white\" fill-rule=\"evenodd\" d=\"M101 5L108 6H117L119 8L118 17L124 18L127 15L125 5L121 0H101ZM142 32L140 30H134L129 35H127L124 39L121 40V46L123 48L129 49L139 42L142 41Z\"/></svg>",
	"mask_w": 264,
	"mask_h": 264
}]
</instances>
